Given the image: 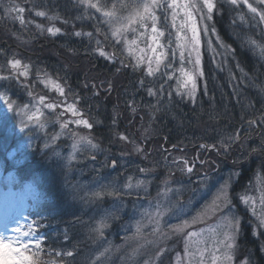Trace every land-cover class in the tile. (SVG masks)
Here are the masks:
<instances>
[{"label":"rangeland","instance_id":"rangeland-1","mask_svg":"<svg viewBox=\"0 0 264 264\" xmlns=\"http://www.w3.org/2000/svg\"><path fill=\"white\" fill-rule=\"evenodd\" d=\"M70 1H76L81 7L78 0ZM124 2L127 3L129 0H124ZM213 2L215 8L212 20L202 21L200 20L201 13L194 12L200 41L196 51H192L189 43L192 36L190 21L181 33L182 36L186 35L187 39L177 38V29L185 20L180 9H178L180 14L177 17L176 28L172 27L170 18L166 25L164 19L161 18L158 27L164 26L166 28L165 37L161 38V43L165 46L163 49L157 48L156 53H152L148 47L152 44L150 30L143 38L139 37V31H143V29H139L137 33L131 31L125 33L124 35L129 41L137 40L135 45L125 44L123 38H121L120 43H117L111 35L108 24L103 22L104 18L100 13H96L92 9L88 11L97 17L92 20H96L101 32L105 35L106 41L109 40L107 41L108 45L103 44L108 53H112L114 50L110 43L112 41L114 47H117L114 53L116 52L120 61H123L122 66L128 65L135 72L142 71L144 77L150 80H154L156 76L161 77V80L165 81L164 85L168 87V91L177 96L182 104L189 106V104L193 105L199 102L200 99H196V97H198L199 89L204 88V84L208 80L207 76H213L214 80L217 73L224 72L228 75L225 80L226 87L231 88L228 89L233 100L231 109L236 114V118L231 119L239 121L238 113H242L244 116H257L261 120L264 117V54L261 52V49L264 48V21H261L259 16L253 18L254 14L250 13L243 3L237 7L230 4L229 0H213ZM248 3L257 7L258 10H264V4L257 3V0H248ZM0 5H3L4 8L3 1L0 2ZM19 6L14 5L11 7V11H5V13L8 16L15 13L18 15L16 9ZM204 11L206 12V9ZM241 15H244V21L240 20ZM205 26L208 28L207 33L204 31ZM213 27L215 31L212 30ZM169 40L171 41L170 46L167 43ZM252 41L255 43H251ZM178 44L186 47H177ZM140 49H145V52L141 53ZM130 50L131 55L129 54ZM181 51L184 52L183 61L180 57ZM247 51L250 54L246 58L249 59V64L252 63V69L244 66L247 63L240 59L242 53H247ZM162 52L166 54L167 58L163 60L159 71L154 76H148L146 74L148 57L152 58L153 67H155V58ZM189 52H191V56H189ZM197 52L200 59L199 65L195 64ZM140 56L144 57L145 62L141 63L139 67H135L137 58ZM189 60L192 63H189ZM169 62H171L170 65ZM165 65L169 66L165 67ZM3 68L7 71H5L7 76L14 74L7 64ZM181 68L195 76L197 88L194 101L187 96L177 95L178 81L183 79ZM200 72L203 73L202 76ZM251 72H253V77ZM163 73L170 74L172 79H168L167 75H162ZM15 80L17 82L18 78ZM15 80L11 82L15 86L14 90L13 87L11 88V91L17 93L16 95L5 90L2 87L3 82L0 80L1 153L4 155L7 151L6 156L11 160L12 155H14L12 161L15 165L26 162L25 159L31 155L41 156L45 161L51 162L53 164L51 167L60 171L61 179L57 181L68 183L69 187L67 184L64 187L73 193L72 201H76L81 206L80 210L84 220L82 239L83 241L87 240V244L80 256L74 260L68 258L69 256L66 254L71 251L69 247L74 245H64L65 236L58 230L62 225L60 224L55 231L48 234V237L53 236L57 241L55 244L57 246L45 254L47 259L53 253L54 257L50 264H61L59 260L64 258H67V263L76 264H201V260L203 264H214V254L218 257L215 264H227L223 260L224 249L219 244V241L223 239L222 233L227 230L223 227L225 221L221 219L225 215L238 217L240 220V231L235 241L236 248L233 250L234 259L231 264H240V261L244 259H247L249 264H253L257 263V258L264 262V227L259 226L260 218L264 216V169L257 170L252 175L245 173L247 175L240 184L237 183L239 174L232 170L223 176L220 174L217 177L196 180L193 182L194 184L184 183L178 178L168 176L157 179L151 174L153 172L148 170L141 172L140 169H137V173H131L127 170L128 164L120 163L122 159H125L126 151L121 147H113L111 142H102L99 135L92 132V128L88 129L70 124L67 129H60L58 121L73 120L75 117H72L68 112L60 115L63 111L62 107V109L59 108L60 112L58 107L51 110L45 107L47 103L61 102L56 98L47 96L48 92L59 95L51 84L46 86L48 79L41 83L46 89L42 90L43 95H41L45 97V105L37 103L41 96H29L28 90L17 88ZM9 81L7 80V82ZM213 87H217V85ZM179 91L184 93L186 89L179 88ZM4 96L17 101L19 107L14 105L17 111L19 108L25 109L23 119L28 127L24 131L20 130L21 117L8 112L2 99ZM207 99L204 102H211ZM247 99L251 102L246 106ZM37 108L43 114L40 115L41 122L45 123V130L43 131L36 125L35 121L28 120V116L32 115ZM227 129V125L223 129L215 124L197 126V132L206 133V131H210L212 134L220 135L224 140V142H220V145L231 142L230 136L228 137L229 134L225 133ZM57 133L62 134L58 136L55 143H52V136ZM73 133L77 135L73 136ZM80 136L90 138L97 147L91 149L90 146L82 142L78 145L74 159L69 162V157L73 156L71 145ZM45 143L49 144L48 148L44 147ZM161 148L163 149V147ZM129 149L132 148L129 147ZM55 152H60L61 156L57 157ZM93 155L97 159L96 163L80 170V174L87 171L91 173V176L85 180L79 179L73 169L74 164L79 162L89 164L88 158ZM100 155H104V160L109 157L117 158L119 163L115 167H104L103 164H107L109 160L100 162ZM129 177L132 178L133 185L141 180L144 181V185L140 188H125ZM183 177L191 178L187 175ZM225 181L230 184L228 195L231 204L221 211L213 213L208 210V206L211 205L218 189ZM113 189L127 194L106 195L108 191ZM96 191L105 193L103 199H98L93 195ZM29 196H36V192L29 184H26L20 193L10 196L7 201L0 188V235L5 237L16 235L11 229L17 226L16 221H19L22 215L23 202ZM242 197L249 198L248 202L245 203ZM126 199L130 201L127 202ZM170 205L174 206L171 211L160 216L157 215L158 212H164ZM196 217H199L196 223H192L189 227H183L182 231L177 232L175 230L176 226H183L184 221L191 222ZM101 220L109 224L108 228L103 229V235L93 231ZM6 223L8 225L7 230L5 229ZM55 225L57 226V224ZM137 226L141 228L138 234L136 232ZM191 232H195L197 235L189 237L188 233ZM41 239L43 240V235ZM186 245L189 252L192 253L190 256L185 255ZM217 249L220 250L217 251ZM161 252L163 254L158 256V253ZM57 253L62 255H57ZM201 253H203L202 256ZM0 264H9L2 258V254H0Z\"/></svg>","mask_w":264,"mask_h":264},{"label":"trees","instance_id":"trees-1","mask_svg":"<svg viewBox=\"0 0 264 264\" xmlns=\"http://www.w3.org/2000/svg\"><path fill=\"white\" fill-rule=\"evenodd\" d=\"M1 1L4 2V8L0 5V53H2L0 65L5 66L7 60L13 58L20 59L22 66L29 65L27 77H18L17 82L15 79H10L9 82L1 80L2 87L10 91L12 95H16L17 93L11 91L12 87L13 90L15 88L11 82L15 80L17 88L28 90L31 96H41L42 90H46L41 84L45 79L61 84L65 89V96L53 95L49 92L47 96L66 102L65 105L76 102L77 108L83 113V118L93 125L92 132L97 133L102 142H111L113 147H121L126 151L125 159H122L120 163L128 164L127 170L131 173H137V169L142 167L153 172L151 174L157 179L164 176L177 179L181 176L178 170L180 166L172 163L174 158L172 156L178 151L172 149L171 153H168L167 149L178 147L190 148L193 151L200 148L201 144L215 145V148L221 151H225L228 145H231L229 158L232 161L233 170L237 171L239 167L244 169V172L241 170L238 184L246 177L245 173L252 175L257 170L264 169V150L261 147L264 144V122H261L257 116H244L242 113H238L239 121L231 119L236 118L234 110H230L233 100L228 89L231 88L220 87L224 86L221 82L217 87L208 86L205 90L200 89L197 97L200 101L194 103V106L184 105L177 96L172 93L169 96L168 87L164 85L165 82L161 80V77L156 76L154 80H150L144 77L142 71L135 72L128 65L122 66L120 57L116 52L114 53L117 47H114L112 41L110 43L114 50L108 53L103 44L108 45L109 40L106 41L100 28V31H97L96 20L77 19L78 16H84V9L76 1ZM14 5H20L19 7L25 9L23 13L17 12L25 20L24 25L16 19V13L11 16L5 13L6 8ZM29 9L33 10L29 11ZM35 10L45 11L48 16L58 15L60 19L50 21L46 17H37L34 14ZM64 20L68 23H63ZM36 23L42 25L43 32L36 29ZM52 26L61 28L62 32L55 37L51 36L47 28ZM75 31H80L82 35L76 37L73 34ZM87 32H92L93 36L90 38L83 35ZM97 40L100 41L99 45L96 43ZM98 48H102L113 58L109 60L101 57L97 51ZM3 66H0V77L7 76L6 67L3 68ZM244 66L252 69L250 65ZM250 74L252 76L253 72ZM141 80L144 81L143 85L140 83ZM109 83L112 85L111 91H108ZM93 84L96 85L95 88L92 87ZM161 85H163L162 91ZM149 87L156 92V95L148 94ZM97 92L98 95L94 94ZM206 98L212 103L204 102ZM250 102L247 99L245 105L247 106ZM59 108H62L58 107L60 112ZM249 121H255V123L249 124ZM201 124H215L222 129L225 125H229L228 137L235 136L237 131H243L244 135L238 140H230L228 144L225 142V148H221L220 142L224 140L220 135L212 134L210 131L197 132V126ZM121 136L127 139L122 140ZM237 141L240 142L237 143ZM137 146L142 149L141 152L135 150ZM129 147L132 149L130 150ZM128 149L129 152H127ZM1 150L2 185L4 186L8 181H14L15 186L12 191H18L22 184L28 181L38 190V196L34 201H28L23 205L22 218L26 221V224H23L25 231L28 230L26 226L33 224L34 221L41 223V226L36 229V233L43 235L44 241L39 259L45 264H50L53 260V253L47 259L45 254L57 246L55 245L57 241L53 236L48 237V234L55 231L60 224L62 226L58 230L65 236L64 245H74L69 247L73 255L68 258L74 260L79 257L87 244V240L82 239L84 220L81 206L76 201H72L73 193L65 188L66 184L69 187L68 183L57 181L61 179L60 171L54 170L51 162L35 155L26 158V162L15 165L12 161L14 155L11 160L6 156L7 151L3 155ZM209 159L217 160L214 153L210 154ZM107 160H109L105 164L107 168L112 167L113 160L116 161V166L119 163L117 158L109 157L104 160V155H100V162ZM96 161V158L93 160L90 156L89 164L85 162L74 164L76 176L83 180L89 178L91 173L85 171L80 174V170ZM105 165L103 164L104 167ZM53 175L56 176L55 182L52 181ZM66 259H60L59 263L76 264L67 263ZM256 261L257 263L253 264H264L259 258Z\"/></svg>","mask_w":264,"mask_h":264},{"label":"snow or ice","instance_id":"snow-or-ice-1","mask_svg":"<svg viewBox=\"0 0 264 264\" xmlns=\"http://www.w3.org/2000/svg\"><path fill=\"white\" fill-rule=\"evenodd\" d=\"M79 4L83 6L84 9V16L80 17L78 16L77 19L81 18H88V19H96L97 17L92 13L89 12V9L95 10L96 13H100V15L104 18L103 22L108 24L109 28L111 29V35L116 40L117 43H120L121 38L124 39L125 44H131L135 45L137 43L136 39H132L129 41L127 37L124 35L128 31H131L133 33H137L139 29H143V31H139V37L143 38L145 35L150 32L152 33L150 39L152 41V44L148 45V47L151 49L152 53H156L157 48H164V44L161 43V38L165 37V30L166 28L164 26L158 27V24L161 20V18L164 19L165 25L169 18L171 19V24L173 28H176V21L177 17L179 16L180 12L178 9H180L183 12V15L185 17V20H183L177 29V38L178 39H187V36H182L181 33L184 31L186 26L188 25V22H191L190 25V31L192 33L190 46L192 47V51H196L197 47L199 46V38H198V32L196 27V21L194 12L201 13L200 20H212L213 19V10L215 8V4L213 0H129V2H124V0H78ZM229 3L234 6H239L241 3H243L248 9L249 12L254 14L255 16H259L261 21H264V10H258L257 7H254L252 4L248 3V0H229ZM257 3L264 4V0H257ZM206 9V12L204 11ZM11 8H6V11H11ZM33 9H29V11H32ZM170 10V11H169ZM18 13H23L25 9L23 7H19L16 9ZM35 16L44 18L46 17L50 21L59 20L60 17L58 15H52L48 16L45 11L42 10H35L34 12ZM241 21L245 20L244 15H241L240 17ZM16 19L19 20L21 25L25 24V20L20 16L17 15ZM63 23H68L67 20L62 21ZM28 23H31V21H28ZM149 23H150V29H149ZM36 29L41 30L43 32V27L40 23L35 24ZM215 31L214 27L212 29ZM97 31H100L99 27L97 26ZM205 33H207L208 28L205 26L204 28ZM47 32L55 37L57 34H60L62 32L61 28L59 27H48ZM76 37H80L82 33L80 31H75L73 33ZM83 35H86L88 37H92V32L83 33ZM96 43L99 45L100 41L97 40ZM168 45H171V41L169 40ZM251 43H255L252 41ZM177 47H186L184 45H177ZM97 51L99 52V55L101 57H104L105 59L111 60L113 58L112 55H109L106 53L102 48H98ZM141 53L145 52V49H140ZM262 54H264V48L261 49ZM2 54V53H0ZM131 55V50L129 52ZM174 55V53H173ZM189 56H191V52H189ZM181 60H184V52L181 51L180 53ZM166 54L161 53L160 55H157L155 58V67H153V60L151 57H148L147 59V68H146V74L148 76H154L157 71H159L160 65L163 63V60L166 59ZM144 57L140 56L137 58V63L135 67H139L141 63H144ZM189 63H192L191 60L188 61ZM171 62H169L170 65ZM121 64H123V61H121ZM195 64H200L199 59V53L197 52V58L195 60ZM7 65L10 66V68L13 70V75L0 77V80H10V79H16L18 77H27L29 74V65L24 64L22 66V62L20 59H9L7 60ZM169 65H165V67H168ZM127 66V65H124ZM22 69V70H21ZM183 79L178 81V89H177V95L187 96L191 100H195V92L197 88L196 79L194 74L184 71L183 68H181ZM46 75V74H45ZM162 75H167L168 79H172V76L168 73H163ZM200 75L202 76L203 73L200 72ZM141 85L144 84V81H140ZM48 84H51L52 87L59 93L60 96H65V89L61 84L56 83L55 81H52L49 79L46 81V86ZM190 85V87H189ZM87 87V85H85ZM93 88L96 87V85H92ZM179 88H184L186 91L184 93H181L179 91ZM112 90V85L109 83L108 85V91ZM160 90H163V85H161ZM98 95L99 93H94ZM148 94L150 96L156 95V92L152 90L151 87L148 88ZM29 96H31V93H28ZM169 96H171V93H169ZM3 102L6 105V108L8 112L14 113L16 116L21 117L20 119V130L24 131L28 124L24 121L23 115L25 114L24 108H19V111L16 110L14 105L18 106V103L16 100H10L8 96H4ZM40 105H45V97L41 96L37 102ZM66 102H60V103H47L45 107L49 110L54 109L56 107H62L63 111L60 113V115H63L65 112H68L71 114L72 117H75L73 120H67V121H58L60 129H67L70 124H75L76 126H83L85 128L91 129L92 124L89 123L87 119L83 118V113L77 108L76 102H73L71 104H66ZM27 107V105H25ZM135 111V109H133ZM40 115H43L40 113L39 108L36 109L32 113V115L28 116L29 121H35L36 125L43 131L45 130V123L41 122ZM261 122H264V117L261 118ZM255 123V121H249V124ZM62 133H57L52 136V143H55L58 136ZM73 136H76V133L72 134ZM238 135L230 137V140H238ZM120 139L126 140L127 137L121 136ZM86 143L88 146H90L91 149H95L97 147L96 144L92 143V140L86 136H80L79 139L75 140L74 143L71 145V150L73 152V156L69 157V162H71L72 159H74V154L78 150V145L81 143ZM221 148H225V145L221 143ZM231 145L229 144L228 147ZM45 148L49 147L48 143H45ZM201 148H215V145H200ZM262 150H264V144H262ZM135 150L137 152H141L142 149L140 147H136ZM227 150V149H225ZM253 151H257V149H253ZM57 157L61 156L60 152L54 153ZM92 159H95V155L92 156ZM182 158H179L177 160H174V163H179V160ZM184 168H180V171H184L186 168V171L188 173L193 172V167L189 165L188 161L184 160ZM112 167L116 166V161L113 160L111 162ZM107 166V165H105ZM141 172H146L147 169H140ZM132 178H128V183L125 185V188L131 189L133 187L140 188L142 185H144V181H137L135 185L131 182ZM52 181H56V176L53 175ZM14 181H8L6 182V193H5V199L6 201L10 196H14L15 193L12 191L14 187ZM230 187V184L228 181H225V183L221 186L220 189H218L216 195L214 196L211 205L208 206V210L215 213L218 211H221L222 209L228 207L231 204V200L228 195V188ZM146 190V187H145ZM122 194L127 193H121L119 191H116L113 189L112 191H108L106 195L108 196H120ZM93 195L98 199H103L105 193L101 191H96L93 193ZM249 198L242 197V200L247 203ZM174 206H171L164 210V212H158L157 215H163L169 211L172 210ZM182 211V209H181ZM27 219V217H25ZM197 219L199 217L193 218L191 222L184 221L183 226H176L175 230L177 232L182 231L183 227H189L192 223H196ZM223 221H225L223 227L227 229L222 233L223 239L219 241V244L224 249L223 251V260L227 262V264H231V262L234 259V249L236 248L235 241L237 239V236L240 231V220L238 217H230L229 215H225L221 218ZM17 226L12 228L11 231L16 233L15 236L12 237H5L3 235H0V254H2V258L9 262V264H45L44 261H41L39 259L42 249V244L44 241L41 239L40 234L36 233V229L41 226L40 222L34 221L33 224H28L27 231L24 230L23 225L19 224V221H16ZM260 227H264V216H261ZM109 224L105 222L104 220H101L100 223L96 228L93 229L96 233L99 235H103V229L108 228ZM5 229H8L7 223L5 224ZM141 231L140 226H137L136 232L137 234ZM197 233L191 232L188 233L189 237L196 236ZM220 249H217L219 251ZM107 251V250H105ZM67 256L71 257L73 253L71 251L66 253ZM163 252L158 253L159 255H162ZM57 255H62L61 253H57ZM185 255H192V253L189 252L187 245L185 246ZM203 253H201V256ZM218 259L215 254L213 255V262L215 264V261ZM201 264H203V261L201 260ZM240 264H249V261L247 259L241 260Z\"/></svg>","mask_w":264,"mask_h":264},{"label":"flooded vegetation","instance_id":"flooded-vegetation-1","mask_svg":"<svg viewBox=\"0 0 264 264\" xmlns=\"http://www.w3.org/2000/svg\"><path fill=\"white\" fill-rule=\"evenodd\" d=\"M226 149L227 150L225 151H221L218 148L209 147L205 149L200 147L197 150L194 149L193 151H191L190 148H178V155L176 157V160L182 158L178 163L180 168H184V160L188 161L189 165L193 167L192 173H188L186 171V168L182 172L183 175L191 176V178H185L182 180L193 183L196 180L204 178L206 179L208 177H217L220 174H222L223 176L231 170L234 171L231 165L232 161H230L229 158L231 149L230 147H227ZM211 153H214L216 155V161H212V159H209ZM241 170H243V168L239 167L235 172L240 174Z\"/></svg>","mask_w":264,"mask_h":264},{"label":"bare ground","instance_id":"bare-ground-1","mask_svg":"<svg viewBox=\"0 0 264 264\" xmlns=\"http://www.w3.org/2000/svg\"><path fill=\"white\" fill-rule=\"evenodd\" d=\"M5 234H8V232H5Z\"/></svg>","mask_w":264,"mask_h":264}]
</instances>
